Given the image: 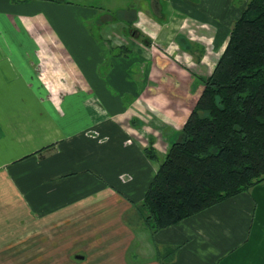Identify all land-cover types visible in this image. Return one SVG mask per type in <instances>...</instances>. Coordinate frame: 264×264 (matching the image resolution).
Here are the masks:
<instances>
[{
    "label": "crops",
    "instance_id": "obj_1",
    "mask_svg": "<svg viewBox=\"0 0 264 264\" xmlns=\"http://www.w3.org/2000/svg\"><path fill=\"white\" fill-rule=\"evenodd\" d=\"M164 1V21L134 1L150 43L127 49L122 24L93 23L132 1L0 0V264H264V186L155 233L138 210L160 166L145 149L166 156L231 31L203 16L231 0ZM196 24L200 62L176 43Z\"/></svg>",
    "mask_w": 264,
    "mask_h": 264
},
{
    "label": "trees",
    "instance_id": "obj_2",
    "mask_svg": "<svg viewBox=\"0 0 264 264\" xmlns=\"http://www.w3.org/2000/svg\"><path fill=\"white\" fill-rule=\"evenodd\" d=\"M200 81L204 90L166 156L153 143L145 149L160 163L138 206L152 233L264 184V0L248 1Z\"/></svg>",
    "mask_w": 264,
    "mask_h": 264
},
{
    "label": "flooded vegetation",
    "instance_id": "obj_3",
    "mask_svg": "<svg viewBox=\"0 0 264 264\" xmlns=\"http://www.w3.org/2000/svg\"><path fill=\"white\" fill-rule=\"evenodd\" d=\"M40 1H47V0H40ZM129 1H132L131 4L132 3L133 4L129 6L130 8L128 9V14H126L124 13V11L123 12L121 11L120 12L119 11L110 12L108 10H104V8H99L96 5H92L89 2L83 3V2H78V1L76 2V0L75 1L74 0H71V1L58 0V2H62L63 4H68V5L77 4V5H85V6L92 7V8L103 9L105 12H103V14L98 17L97 21L93 23V25L95 24L100 27L103 24L104 25L122 24L124 29L126 30L125 31L126 36L125 38L122 36L121 42L120 43L118 42L119 43L118 45H120L122 48H127V49H130L129 46H127L129 39L141 40L147 44L150 43L147 37L138 28L135 27V22L137 20L139 6L136 5L137 3L135 4L134 2L135 0H129ZM147 2L155 18H157L159 21H164V20L169 19V15L167 14L168 9H165L164 6L166 5L163 4L162 1L160 3V0H147ZM162 7H163V11L161 12L160 10L162 9ZM199 28L208 29L209 27H206V25L204 24H200V25H197L194 29H191L187 26L185 30L179 33L176 37V43L177 41L179 42L180 45L178 43L177 45L179 46L182 53L184 52V53L190 54L198 62H200L202 57L205 55V53L208 52V47L206 46V48H203V46L200 45L201 43L197 42V40L194 41V39H190L189 35L193 33L195 37L196 33L198 32L197 29ZM194 78L199 84H201L204 87V84L200 81V78H207V77L195 74Z\"/></svg>",
    "mask_w": 264,
    "mask_h": 264
},
{
    "label": "rangeland",
    "instance_id": "obj_4",
    "mask_svg": "<svg viewBox=\"0 0 264 264\" xmlns=\"http://www.w3.org/2000/svg\"><path fill=\"white\" fill-rule=\"evenodd\" d=\"M66 1H71V0H66ZM75 1V0H74ZM78 2H89L91 3L92 5H99L100 3V0H91V1H88V0H76ZM163 4H165L166 6L168 5L167 2H165L164 0H161ZM191 2H193L194 4H199L201 3L200 0H190ZM249 0H231L232 2V6L229 7L228 9H224V11L228 10V12L225 14V16H221V15H214V14H210L209 12L207 13L206 12H203L204 13V17L207 19L206 21H208L209 24L215 26V27H219L220 29H223V28H227V29H231L234 22L240 17V15L242 14L243 10L245 9V6L246 4L248 3ZM34 2H40V0H29L27 1L26 3H23V4H33ZM22 3H18L14 2V0H9V7H13L15 6V8L17 9V7L21 6ZM165 7V9H167V7ZM166 13V12H165ZM36 18L33 19L31 21V24H39V27H40V30H41V39H50V38H53L52 34L50 33V31L48 30V32L44 31V26H45V21H46V18H45V15L41 16V14H38L35 16ZM113 17V16H111ZM45 21H44V20ZM199 35L196 33L195 37L197 38ZM177 43L179 44V42L177 41ZM180 45V44H179ZM208 47V52L211 50V47L210 45H207ZM103 67H105V69H108L110 67V62H107L103 65ZM105 69L103 68L102 70V74H104L105 72ZM209 73V72H208ZM259 186H264L263 184H260L256 187H259ZM254 187V188H256ZM253 188V189H254ZM251 193V192H250ZM249 193V194H250Z\"/></svg>",
    "mask_w": 264,
    "mask_h": 264
}]
</instances>
